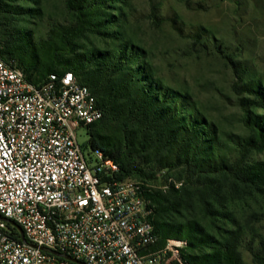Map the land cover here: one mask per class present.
I'll use <instances>...</instances> for the list:
<instances>
[{
	"label": "built area",
	"instance_id": "2783aa9c",
	"mask_svg": "<svg viewBox=\"0 0 264 264\" xmlns=\"http://www.w3.org/2000/svg\"><path fill=\"white\" fill-rule=\"evenodd\" d=\"M102 116L72 71L35 82L0 55V264H186L187 240L159 244L154 187L79 142Z\"/></svg>",
	"mask_w": 264,
	"mask_h": 264
},
{
	"label": "trees",
	"instance_id": "16d2710c",
	"mask_svg": "<svg viewBox=\"0 0 264 264\" xmlns=\"http://www.w3.org/2000/svg\"><path fill=\"white\" fill-rule=\"evenodd\" d=\"M18 1L21 0H0V14L41 17L37 0H27L35 7L26 8L20 7ZM115 1L66 0L75 20L70 24L53 22L38 38L32 37L27 20H22L25 26L13 25L9 29L0 55L15 59L32 81L38 82L50 73L72 71L80 83L88 86L103 111L102 118L89 126V143L92 149L102 150L119 162L122 177L133 171L132 155L126 149L134 146L137 152L146 151L145 157L157 159L162 168L181 166L201 176L235 174L264 194V162L243 164L249 151L264 149V114L254 112L264 105L260 81L244 79L240 86L241 93L253 96L239 98L251 133H227L224 139L187 92L163 84L154 74L143 60V49L124 33L122 6H112ZM107 7H116L118 12H106ZM91 34L110 37L117 44L107 49H83L79 41ZM193 36L200 41L199 34ZM237 71L247 72L243 67ZM107 119L120 122L119 135L100 133ZM163 150L166 153L161 156ZM178 191L171 185L173 194ZM146 196L155 204L153 223L159 244L168 237L187 240L183 252L186 264H247L241 252L244 240L240 228L217 236L196 219L167 221L166 215L177 211L178 200L154 188L147 190ZM253 262L264 264L260 250L253 252Z\"/></svg>",
	"mask_w": 264,
	"mask_h": 264
},
{
	"label": "rangeland",
	"instance_id": "374dc122",
	"mask_svg": "<svg viewBox=\"0 0 264 264\" xmlns=\"http://www.w3.org/2000/svg\"><path fill=\"white\" fill-rule=\"evenodd\" d=\"M37 2L40 18L28 13L22 18L0 14V46L11 26H25L22 20H27L33 38L42 35L53 22L70 24L75 20L66 0ZM17 4L22 8L35 7L27 0ZM116 5L122 6L124 33L143 49V60L163 84L187 92L224 139L227 133H251L239 98L253 96L241 93L240 86L244 79L254 78L264 87V0H116L112 6ZM105 11L118 12L116 7ZM193 34H199V42ZM79 42L83 49H107L117 44L110 37L96 34ZM239 67L247 72H238ZM254 112L264 114V105ZM120 128V122L107 119L100 133L119 135ZM78 140L86 152L92 151L86 127L79 128ZM234 149L233 146L236 156ZM126 150L132 155L133 171L129 177L178 200L177 211L169 212L167 221L196 219L217 236L240 228L244 261L254 264L253 252L257 250L264 255L263 193L235 174L201 176L181 166L162 168L157 159L145 157L146 151L137 152L134 146ZM165 153L163 150L160 155ZM255 162H264V149L249 151L243 164ZM175 181L181 185L174 186ZM171 185L178 193L171 192Z\"/></svg>",
	"mask_w": 264,
	"mask_h": 264
},
{
	"label": "water",
	"instance_id": "95a60500",
	"mask_svg": "<svg viewBox=\"0 0 264 264\" xmlns=\"http://www.w3.org/2000/svg\"><path fill=\"white\" fill-rule=\"evenodd\" d=\"M21 233H22V230H21ZM21 237H22V239H25L24 236H23V234L21 235ZM67 258H69V259H71V260H74L73 258L68 257V256H67ZM80 263H82V262H80ZM82 264H83V263H82Z\"/></svg>",
	"mask_w": 264,
	"mask_h": 264
}]
</instances>
